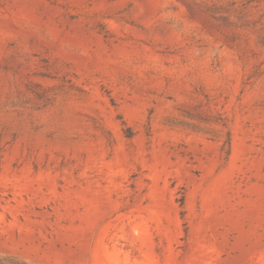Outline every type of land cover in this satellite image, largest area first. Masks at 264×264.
Masks as SVG:
<instances>
[{
    "label": "rangeland",
    "instance_id": "rangeland-1",
    "mask_svg": "<svg viewBox=\"0 0 264 264\" xmlns=\"http://www.w3.org/2000/svg\"><path fill=\"white\" fill-rule=\"evenodd\" d=\"M0 264H264V0H0Z\"/></svg>",
    "mask_w": 264,
    "mask_h": 264
}]
</instances>
